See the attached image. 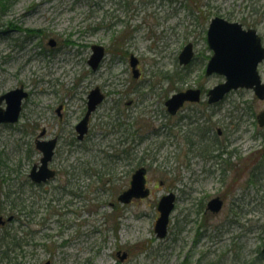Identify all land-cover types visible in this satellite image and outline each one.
<instances>
[{
    "label": "rangeland",
    "instance_id": "obj_1",
    "mask_svg": "<svg viewBox=\"0 0 264 264\" xmlns=\"http://www.w3.org/2000/svg\"><path fill=\"white\" fill-rule=\"evenodd\" d=\"M216 16L256 29L264 44V0H0V95L21 85L29 92L20 120L0 125V215L16 217L0 228V264H264V100L238 89L177 116L165 106L188 88L206 100L225 81L206 75ZM188 43L195 57L183 66ZM94 44L106 49L98 70L88 64ZM259 71L264 80V62ZM97 86L106 98L81 141L75 126ZM186 115L199 122L181 125ZM43 129L58 137L51 166L59 174L39 186L28 175L40 164ZM218 146L232 156H202ZM140 166L151 195L119 202ZM169 192L177 202L159 238L157 205ZM216 196L225 204L215 215L206 207Z\"/></svg>",
    "mask_w": 264,
    "mask_h": 264
},
{
    "label": "water",
    "instance_id": "obj_2",
    "mask_svg": "<svg viewBox=\"0 0 264 264\" xmlns=\"http://www.w3.org/2000/svg\"><path fill=\"white\" fill-rule=\"evenodd\" d=\"M209 47L213 50L206 74L214 73L223 75L225 81L216 85L208 92L209 102L217 103L225 98L232 90L239 88L253 89L256 96L264 100V82L259 73V65L264 61V45L256 29H244L238 22H230L222 17H215L208 30ZM54 40L50 45L54 46ZM93 54L89 64L96 70L105 55V48L101 45H93ZM194 57L193 44H187L179 55L181 65H188ZM138 58L131 56V66L134 77L139 76L137 69ZM28 92L24 87L12 89L0 96V124L16 123L20 118L22 103L28 97ZM105 96L99 87L93 89L88 95V110L85 117L79 122L76 129L79 132V139H83L88 132V121L91 113L104 100ZM201 101V89L190 88L173 94L167 100V107L171 114H176L186 102ZM6 106L3 107L2 104ZM260 126H264V110L257 117ZM43 134V133H42ZM41 134V135H42ZM57 144V139L36 141V146L42 151L40 165H34L30 178L36 183L46 182L53 178L55 171L49 168V162L52 160ZM147 169L141 167L132 175L130 188L125 190L118 199L122 203H130L134 198L141 199L150 195V189L147 187L146 179ZM176 195L171 192L161 197L158 210L160 216L155 224L157 236L164 238L168 232L170 214L175 207ZM224 201L220 197H215L208 202V210L218 213L223 207ZM13 217H9L8 221ZM5 224L3 217L0 216V225ZM264 253V248H263ZM127 257L123 253L121 260Z\"/></svg>",
    "mask_w": 264,
    "mask_h": 264
},
{
    "label": "flooded vegetation",
    "instance_id": "obj_3",
    "mask_svg": "<svg viewBox=\"0 0 264 264\" xmlns=\"http://www.w3.org/2000/svg\"><path fill=\"white\" fill-rule=\"evenodd\" d=\"M91 49H92V47H91ZM90 59V58H89ZM89 59H88V63H89ZM138 65H139V59H138ZM138 65H137V69H138V71H139V76H140V70H139V67H138ZM130 66H131V56H130ZM132 68V67H131ZM132 72H133V69H132ZM134 74V73H133ZM138 76V77H139ZM137 77V78H138ZM208 94V93H207ZM170 98V97H169ZM168 98V99H169ZM167 99V100H168ZM167 100H166V102H167ZM204 100L205 99H202L199 103L200 104H202V105H205L206 104V106H210V105H215V104H218V103H213V104H211L210 102H209V100L208 99H206L205 101V103H204ZM165 102V106H166V110H167V112L169 113V115H171V116H177L179 113H180V111L181 110H183V108L187 105V104H199V103H197V102H187L186 104H185V106L183 107V108H181L176 114H171L170 112H169V110H168V107H167V103ZM60 109H58V111H59ZM91 118H92V115H91V117H90V120H89V123H90V121H91ZM180 121L182 122L181 123V125L183 124V125H189V124H194V122H196V123H198L199 122V119L198 118H196V119H194L193 118V116H190V115H186V116H183L181 119H180ZM120 126H122V123H120ZM76 127H77V125L75 126V130H76ZM47 130L46 129H43L42 130V132L38 135V138L36 139V141L38 140V139H41V140H46V141H48V140H50V139H52V138H49L48 136H47V132H46ZM77 132V131H76ZM200 133H202L201 131H199ZM218 134L219 135H221L222 133H221V130L220 129H218ZM43 133V134H42ZM42 134V135H41ZM204 134V133H203ZM131 136H134V132L133 133H131L130 134ZM54 138H56L57 139V144H56V148H55V152H54V156H55V154H56V149H57V146H58V142H59V140H58V137H54ZM78 138V137H77ZM85 138V137H84ZM83 138V139H84ZM82 139V140H83ZM129 139V136L127 135L126 137H125V140H124V142L126 141V140H128ZM81 140V141H82ZM137 139H135V142L133 143V145L130 147L132 150L134 149V147L136 146V144H137ZM187 142L188 143H190V144H192L193 146L195 145V143H194V141H192V139L189 137V136H187ZM128 154V153H127ZM202 154V156L203 157H205V158H213V157H215V158H217V159H222V158H225L224 157V155H226V156H232V152H230V151H228L227 150V148H221V147H215V148H213V149H209V148H203V152L201 153ZM221 154V155H220ZM54 156H53V158H52V160L49 162V167H50V169L51 170H54L56 173H55V175L53 176V178H51V179H49V180H47L46 182H43V183H34V182H32V183H34V184H36V185H39V186H41V185H43V184H46V183H48L49 181H51L52 179H54V178H56L57 177V175L59 174V171L57 170V169H54L52 166H51V163L53 162V159H54ZM41 157H42V153H41ZM141 167V166H140ZM140 167H138V168H140ZM144 167H146V166H144ZM137 168V169H138ZM137 169H135L134 170V172L137 170ZM146 169H147V174H146V179H147V186H148V168L146 167ZM134 172H133V174H134ZM132 174V175H133ZM28 177H29V175H28ZM132 178V177H131ZM131 182V181H130ZM148 188H149V186H148ZM150 189V188H149ZM150 192H151V189H150ZM177 196V195H176ZM224 201V200H223ZM224 204H225V201H224ZM30 213H28V214H26V217L29 215ZM1 216V215H0ZM11 216V215H10ZM13 217V220L16 218L15 216H12ZM3 220L5 221V224H1L0 225V228H3V227H5L8 223H10V222H12L13 220H11V221H9V222H7V220H8V218H5L4 216H3ZM24 222V221H23ZM20 240V239H19ZM21 241V244H20V246H19V244H18V246L19 247H23L24 245V243H25V241L23 240V239H21L20 240ZM29 242V241H28ZM30 243V242H29ZM123 253L124 252H122V251H118L117 252V255H118V257H121L122 255H123ZM127 253V252H126ZM128 254V253H127Z\"/></svg>",
    "mask_w": 264,
    "mask_h": 264
},
{
    "label": "trees",
    "instance_id": "obj_4",
    "mask_svg": "<svg viewBox=\"0 0 264 264\" xmlns=\"http://www.w3.org/2000/svg\"><path fill=\"white\" fill-rule=\"evenodd\" d=\"M220 155H221V154H220ZM10 193H11V192H10ZM12 203H13V204H12V207H10L11 210L14 211V212H15V210H17L18 212H21L22 209L19 208V207H20L22 204L19 205L18 203L15 202V200L12 201ZM23 207H24V206H23ZM0 212H1V210H0ZM25 216H26V214H25ZM22 217H24V216H22ZM13 243H16V244H19V245H20V244H21V241H20L19 239L16 238V239H14V242H13Z\"/></svg>",
    "mask_w": 264,
    "mask_h": 264
}]
</instances>
